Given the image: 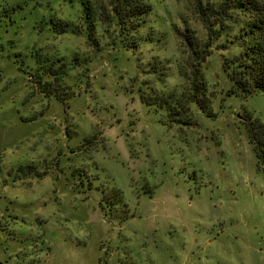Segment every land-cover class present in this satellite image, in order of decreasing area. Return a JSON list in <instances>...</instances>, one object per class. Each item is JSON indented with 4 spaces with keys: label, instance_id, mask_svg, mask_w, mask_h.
<instances>
[{
    "label": "rangeland",
    "instance_id": "rangeland-1",
    "mask_svg": "<svg viewBox=\"0 0 264 264\" xmlns=\"http://www.w3.org/2000/svg\"><path fill=\"white\" fill-rule=\"evenodd\" d=\"M148 2L127 50L101 21L90 44L79 0H0V264H264V174L245 128L264 121V94L231 95L222 65L239 25L201 66L215 116L187 101L171 123L141 88L186 92L181 33L205 47L209 30L194 0ZM54 61L66 102L39 90Z\"/></svg>",
    "mask_w": 264,
    "mask_h": 264
},
{
    "label": "trees",
    "instance_id": "trees-1",
    "mask_svg": "<svg viewBox=\"0 0 264 264\" xmlns=\"http://www.w3.org/2000/svg\"><path fill=\"white\" fill-rule=\"evenodd\" d=\"M79 1L82 6L86 35L91 45H97L99 42L96 34L98 21H101L106 25L105 32L112 29L115 39L123 48L135 50L139 46L142 40L140 37L141 28L153 10L148 0ZM194 1L197 12L209 30V38L204 47L188 32H180L191 48L188 60V66H191L190 72L186 67L180 69V74L189 84L186 92L170 93L160 98L147 94L141 88L142 100L147 104L156 102L160 107L166 108L171 123H180V118H176L175 115L182 114L187 109V101L196 104L207 117L215 116L208 83L204 78L201 66L206 57L211 54L213 40L220 36L230 23L239 25L238 31L232 34L230 43H235L240 47V51L230 57L223 56V69L232 82L229 92L231 95L241 97H248L258 92L264 94V1ZM53 23L58 32L65 31L68 27V24L60 21ZM222 47L227 48V44H223L220 48ZM45 59L49 60V58ZM54 60L63 59L58 57ZM72 64H78V62ZM41 67L46 68V73L52 75L54 79L45 81L39 90L66 102L67 98L71 96V92L59 88L61 86L59 81L67 74L66 64L64 62L58 64L54 61L53 64L46 63L44 65L43 63L40 65ZM29 77L33 81L32 76ZM245 128L256 157L257 170L264 174V121L258 117H248Z\"/></svg>",
    "mask_w": 264,
    "mask_h": 264
}]
</instances>
